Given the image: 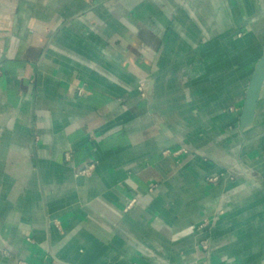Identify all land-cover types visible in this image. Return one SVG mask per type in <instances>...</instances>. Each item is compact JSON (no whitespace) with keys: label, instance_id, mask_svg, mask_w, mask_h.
Here are the masks:
<instances>
[{"label":"crops","instance_id":"crops-1","mask_svg":"<svg viewBox=\"0 0 264 264\" xmlns=\"http://www.w3.org/2000/svg\"><path fill=\"white\" fill-rule=\"evenodd\" d=\"M263 44L264 0H0V264H264L224 130Z\"/></svg>","mask_w":264,"mask_h":264},{"label":"rangeland","instance_id":"rangeland-1","mask_svg":"<svg viewBox=\"0 0 264 264\" xmlns=\"http://www.w3.org/2000/svg\"><path fill=\"white\" fill-rule=\"evenodd\" d=\"M208 41H211V37L209 35H204L203 36V42L206 43ZM264 50V44L262 45V48L259 50V53H262V51ZM201 56L198 55V58L195 57V59H200V61L202 62V65L204 66V68H208V67H213L212 64L207 63V61L203 58H200ZM264 55L262 57H260L255 66L254 69L256 68V66L258 65V63L263 59ZM202 59V60H201ZM213 71V70H212ZM212 71H207L210 75L212 73ZM208 77V76H207ZM252 77V74H251ZM251 80V79H250ZM211 79L208 82V78H207V83L210 84ZM250 84V81H249ZM249 87V86H248ZM263 87H264V79L262 82V92L260 95V98L257 102V106H256V114H255V118L254 121L252 122V124L250 126H247L246 128H244L243 124L244 121L242 119V110L243 107H238L236 105L233 106H229L225 109V112L227 114H234V116L236 117V119L238 121L237 124L234 125H226V127L224 128V130H226V132H231L234 129H239L240 133H241V139L239 142V146L237 147V144H232L233 142L230 140L228 141V138L225 139L226 141V151H228V157L231 156L230 161L229 162V158H228V162L231 164L232 162H237V164H239L241 166V169H245L248 170L249 168L258 172L260 171V169L264 168V91H263ZM239 124V125H238ZM245 131H247V133H245ZM257 134V141L256 142H252L251 139V135ZM250 136V137H249ZM251 138V139H250ZM186 151V150H185ZM251 151H253V154H249L251 153ZM264 172V169H263ZM228 179L231 182H238L240 180V178H242V172H238L235 171L234 168H230L229 166L226 165L225 167V172L223 173V175H210L207 178V182L208 183H219L222 181L223 178ZM252 184H251V191L254 194L253 188H252ZM262 188V187H261ZM264 197V196H263ZM258 202L256 205L258 206V213H263L264 214V206L262 205L263 203ZM137 203H135L136 205ZM202 226V225H201ZM255 228H257V232H263L262 230L263 228V223L259 220H257L254 223ZM262 240L259 239L257 241L258 245L256 246L257 249H259L261 252L264 251V245L260 246V242ZM264 256V253H262V257Z\"/></svg>","mask_w":264,"mask_h":264},{"label":"water","instance_id":"water-1","mask_svg":"<svg viewBox=\"0 0 264 264\" xmlns=\"http://www.w3.org/2000/svg\"><path fill=\"white\" fill-rule=\"evenodd\" d=\"M264 79V57L258 63L252 73L250 84L246 93V99L242 110L244 128L250 126L254 121L257 102L262 92V82Z\"/></svg>","mask_w":264,"mask_h":264},{"label":"built area","instance_id":"built-area-1","mask_svg":"<svg viewBox=\"0 0 264 264\" xmlns=\"http://www.w3.org/2000/svg\"><path fill=\"white\" fill-rule=\"evenodd\" d=\"M2 73H3V71L0 68V76L2 75ZM140 90H141L142 94L145 96L146 95V86H145V84H142L140 86ZM135 202H136V200L131 201L130 204H129V207H131ZM203 247L207 248V246L205 244L203 245ZM4 249H5V247L0 242V253H2V252L7 253L6 251H4ZM13 264H30V263L28 261H26V260H23V259H17V260H15V262Z\"/></svg>","mask_w":264,"mask_h":264},{"label":"bare ground","instance_id":"bare-ground-1","mask_svg":"<svg viewBox=\"0 0 264 264\" xmlns=\"http://www.w3.org/2000/svg\"><path fill=\"white\" fill-rule=\"evenodd\" d=\"M255 186V185H254Z\"/></svg>","mask_w":264,"mask_h":264}]
</instances>
